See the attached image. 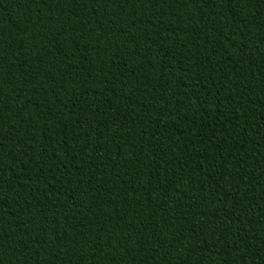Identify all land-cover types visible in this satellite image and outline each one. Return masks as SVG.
<instances>
[{"label": "trees", "instance_id": "1", "mask_svg": "<svg viewBox=\"0 0 264 264\" xmlns=\"http://www.w3.org/2000/svg\"><path fill=\"white\" fill-rule=\"evenodd\" d=\"M0 264H264V0H0Z\"/></svg>", "mask_w": 264, "mask_h": 264}]
</instances>
